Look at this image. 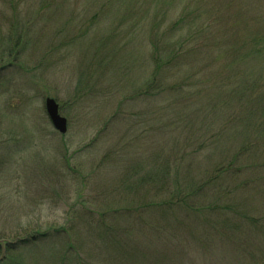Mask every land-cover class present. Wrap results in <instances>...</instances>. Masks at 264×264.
Masks as SVG:
<instances>
[{
	"label": "rangeland",
	"instance_id": "obj_1",
	"mask_svg": "<svg viewBox=\"0 0 264 264\" xmlns=\"http://www.w3.org/2000/svg\"><path fill=\"white\" fill-rule=\"evenodd\" d=\"M33 225L0 264H264V0H0V239Z\"/></svg>",
	"mask_w": 264,
	"mask_h": 264
},
{
	"label": "trees",
	"instance_id": "obj_2",
	"mask_svg": "<svg viewBox=\"0 0 264 264\" xmlns=\"http://www.w3.org/2000/svg\"><path fill=\"white\" fill-rule=\"evenodd\" d=\"M174 48V46L172 47ZM176 57L175 55L173 56H170L169 59L170 60H173V58ZM158 89H161V86L159 85L158 86ZM189 113H187L188 115ZM189 117V116H188ZM199 122L197 120H195L193 122V125H188V124H182L181 128L180 129H177L175 130V132L177 133V137L178 138H185L188 136L189 133H201L203 132L202 131V127L199 126ZM195 128V129H194ZM198 153V150H195L193 149V151L190 152V154H196ZM176 160V158H174L172 164L170 162H166L164 167L166 169H169L172 167V165L175 163L174 161ZM179 160H187L186 158V153L184 154H180L179 155V158H178V161ZM189 161V160H188ZM171 198H174V196L172 194H170V199ZM101 215V214H100ZM28 229V228H25L23 229V232ZM28 232H31V233H24V236H20V237H15L14 239H10V240H13V243H5L4 245V256L2 258H0V262H3L4 259H5V251L7 250L8 251H11V250H16V248H18L19 246L21 245H26L28 242H30V244H35L36 242L40 241L41 239H44V238H53V239H57L56 237L48 234V231L47 232H38V230L36 229V226L33 225V228H30V230H27ZM59 230L56 229V231L54 233H57ZM3 239V238H1ZM70 249V245L68 244L67 247H65V249L62 251L63 255L65 256L67 251H69ZM2 253V250H1V246H0V254ZM2 260V261H1ZM123 264H125V262H123Z\"/></svg>",
	"mask_w": 264,
	"mask_h": 264
},
{
	"label": "water",
	"instance_id": "obj_3",
	"mask_svg": "<svg viewBox=\"0 0 264 264\" xmlns=\"http://www.w3.org/2000/svg\"><path fill=\"white\" fill-rule=\"evenodd\" d=\"M44 109L45 113L53 126V128L61 134H64L67 129V120L65 117L60 115L59 113V106L58 103L52 97H46L44 99ZM5 243H13V240L10 239H0V246H1V256H4V245Z\"/></svg>",
	"mask_w": 264,
	"mask_h": 264
}]
</instances>
